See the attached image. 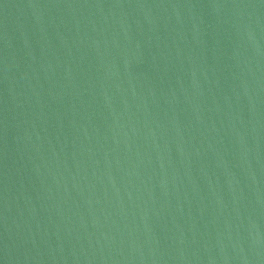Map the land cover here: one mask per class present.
<instances>
[{
	"label": "water",
	"instance_id": "obj_1",
	"mask_svg": "<svg viewBox=\"0 0 264 264\" xmlns=\"http://www.w3.org/2000/svg\"><path fill=\"white\" fill-rule=\"evenodd\" d=\"M0 264H264V0H0Z\"/></svg>",
	"mask_w": 264,
	"mask_h": 264
}]
</instances>
